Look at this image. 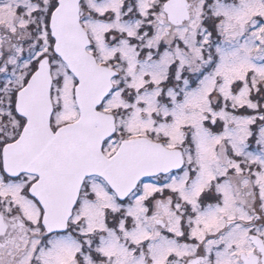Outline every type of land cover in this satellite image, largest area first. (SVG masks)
Listing matches in <instances>:
<instances>
[{
  "label": "snow or ice",
  "instance_id": "snow-or-ice-1",
  "mask_svg": "<svg viewBox=\"0 0 264 264\" xmlns=\"http://www.w3.org/2000/svg\"><path fill=\"white\" fill-rule=\"evenodd\" d=\"M0 264H264V0H0Z\"/></svg>",
  "mask_w": 264,
  "mask_h": 264
}]
</instances>
